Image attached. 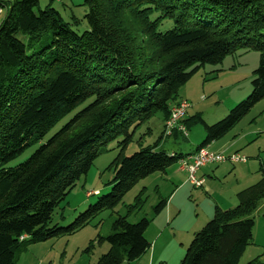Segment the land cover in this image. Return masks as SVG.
Here are the masks:
<instances>
[{
    "label": "trees",
    "instance_id": "obj_1",
    "mask_svg": "<svg viewBox=\"0 0 264 264\" xmlns=\"http://www.w3.org/2000/svg\"><path fill=\"white\" fill-rule=\"evenodd\" d=\"M52 2L40 10V0H0V264H17L29 244L77 233L141 180L186 157L164 149L169 139H186L177 131L167 136L165 125L201 67L222 64L241 48L260 53L251 95L213 126L197 116L206 139L196 153L264 99V0H85L89 31L82 35ZM159 116L158 141L111 164L112 191L98 194L69 226H53L56 210L106 147L121 140L125 150ZM191 123L184 120L188 131ZM260 170L261 180L237 194L239 205L195 235L181 264H239L253 240L251 215L264 200L263 163ZM167 204L162 198L156 214ZM149 227L145 218L131 224L116 217L101 238L109 251L97 264L140 259L151 248ZM248 264H264V253Z\"/></svg>",
    "mask_w": 264,
    "mask_h": 264
},
{
    "label": "rangeland",
    "instance_id": "obj_2",
    "mask_svg": "<svg viewBox=\"0 0 264 264\" xmlns=\"http://www.w3.org/2000/svg\"><path fill=\"white\" fill-rule=\"evenodd\" d=\"M50 3L51 0H40L39 9L44 10ZM51 5L61 13L71 30L79 35L89 31L85 20L89 10L85 0H53ZM1 11L0 25L6 17V12ZM19 38L27 42L26 36L19 35ZM259 60V52L241 48L235 55L228 56L222 64L201 67L178 93V98L187 101L191 106L186 116V119L193 120L189 138H180L175 144L167 142L164 147L169 152L194 154L206 139V131L197 116L200 115L206 125L213 126L245 101L252 93V81ZM67 121L68 119L57 125L48 137L60 130ZM161 121L159 116L140 128L125 150L119 148L121 140L109 144L95 161L88 175L81 178L66 201L56 210L52 225L69 226L97 202L98 194L101 196L109 194L112 191L110 182L114 178L110 169L111 164L119 156L130 157L138 152L140 147L154 145L163 133ZM217 142L219 145L228 144L225 148L228 146L229 149L215 153H240L247 157V162L209 166L214 167L216 177L212 176V179L208 180L210 184L205 183L204 193L200 194L188 186L190 194L184 190L174 199L173 192L176 187L166 182L168 180L165 177L166 173H154L132 188L113 210L99 214L77 233L29 244L17 264H97L109 251V244L101 238L111 233V226L116 217H127L131 224H137L144 218L150 221L146 234V239H150L151 244L149 252L134 262L122 264H181L195 235L216 218L218 209L226 211L236 208L239 205L237 197L239 188H249L261 180L260 169L261 164H264V99ZM238 142L240 144L233 149L232 145ZM34 151L35 148L26 153L21 160H26ZM177 166L179 164L172 167ZM224 167L228 171L217 174ZM203 170L204 168L201 172ZM210 185L213 187L209 189ZM162 198L167 200L171 198V201L174 199L172 204L174 216L170 222L164 220L162 212L157 215L154 210ZM233 199H236V202H233ZM251 219L255 222L253 240L239 264H248L264 253V200L258 210L251 215ZM160 236V246L155 251ZM149 253L152 255L150 259Z\"/></svg>",
    "mask_w": 264,
    "mask_h": 264
},
{
    "label": "built area",
    "instance_id": "obj_3",
    "mask_svg": "<svg viewBox=\"0 0 264 264\" xmlns=\"http://www.w3.org/2000/svg\"><path fill=\"white\" fill-rule=\"evenodd\" d=\"M2 11L0 10V15ZM190 104L187 101H181L180 104L174 106L171 110V116L165 125L166 135H171L174 131L181 133L184 137H188L189 131L184 124V120L188 114ZM247 157L240 153H215L208 150L207 147L202 148L193 155L186 156L179 161L181 170L188 174V181L198 193H204V185L208 181V177H199L201 169L209 165H221L231 163L233 165L245 164Z\"/></svg>",
    "mask_w": 264,
    "mask_h": 264
},
{
    "label": "crops",
    "instance_id": "obj_4",
    "mask_svg": "<svg viewBox=\"0 0 264 264\" xmlns=\"http://www.w3.org/2000/svg\"><path fill=\"white\" fill-rule=\"evenodd\" d=\"M1 17V16H0ZM181 101H183V99H181ZM190 110V109H189ZM187 120V119H186ZM188 138H189V135H188ZM180 139V138H179ZM179 139L175 140V139H169L167 142H172L173 144H175V142H177ZM166 143V142H165ZM220 143H212L210 145L207 146L208 150H210L211 152H219V151H226V149L228 150L229 147L227 146V148H225L226 145L228 144H224V145H219ZM240 144V142L236 143L235 145H232L233 149L235 147H237L238 145ZM231 147V146H230ZM164 149H166L164 147ZM167 150V149H166ZM230 152V151H229ZM235 152H239V151H235ZM170 153H179V152H175V151H170ZM196 153V152H195ZM194 153V154H195ZM183 154V153H182ZM184 155H187L189 156L190 154H184ZM193 155V154H191ZM209 166H213V165H209ZM205 167L203 172H199V177H208V180H211L212 179V176L216 177V173H214L213 169L214 167ZM226 170L227 168L224 167V168H221L218 172V173H226ZM228 171V170H227ZM165 177L168 179L166 182L172 184L173 186H175V190L173 192V196H174V199L175 197L182 191L184 190H187L188 194L191 193V191L189 190V187L188 186H191V188H193V186L189 183L188 181V174L181 170L180 166H177V167H171L170 169H168L166 171V175ZM210 181H207L206 183L207 184H210L209 183ZM213 185H210L209 189L212 188ZM240 187H243V186H240ZM241 189H244V188H239V191H241ZM205 192V191H204ZM171 198H169L168 200V204H167V207L166 209L161 213V216L164 217V220H167L168 222L172 221L173 219V216L174 214L172 213V204H173V201L174 199L171 201L170 200ZM236 202V199H233V202ZM219 208V207H218ZM167 211V213H166ZM223 210L221 208L218 209V211L216 212V215L218 212H222ZM180 212V210H179ZM178 212V213H179ZM178 216V215H177ZM216 217V216H215ZM195 224V223H194ZM149 230V229H148ZM188 231V230H187ZM186 231V232H187ZM148 232V231H147ZM147 234V233H146ZM160 239H161V236L158 238V241L156 242V246H155V251L158 249V246H160ZM148 240V239H147ZM150 240V239H149ZM148 240V241H149ZM150 242V241H149ZM149 252V251H148ZM152 254V252H150ZM148 254L149 256V259L152 258V255L151 254ZM153 253H154V250H153ZM152 263H153V259H152Z\"/></svg>",
    "mask_w": 264,
    "mask_h": 264
}]
</instances>
